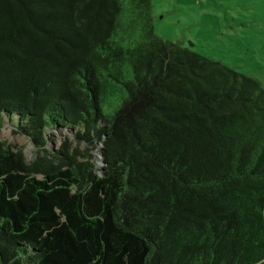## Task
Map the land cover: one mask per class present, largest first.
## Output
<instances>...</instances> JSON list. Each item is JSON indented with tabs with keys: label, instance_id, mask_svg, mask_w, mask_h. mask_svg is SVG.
<instances>
[{
	"label": "trees",
	"instance_id": "obj_1",
	"mask_svg": "<svg viewBox=\"0 0 264 264\" xmlns=\"http://www.w3.org/2000/svg\"><path fill=\"white\" fill-rule=\"evenodd\" d=\"M6 117L102 165L0 149V264H264V89L156 35L151 0H0Z\"/></svg>",
	"mask_w": 264,
	"mask_h": 264
},
{
	"label": "rangeland",
	"instance_id": "obj_2",
	"mask_svg": "<svg viewBox=\"0 0 264 264\" xmlns=\"http://www.w3.org/2000/svg\"><path fill=\"white\" fill-rule=\"evenodd\" d=\"M151 5L156 35L251 77L264 89V0H151ZM17 126L4 119L0 149L19 154L27 166L102 165L100 145L77 141L70 128L47 127L45 143L38 146Z\"/></svg>",
	"mask_w": 264,
	"mask_h": 264
}]
</instances>
